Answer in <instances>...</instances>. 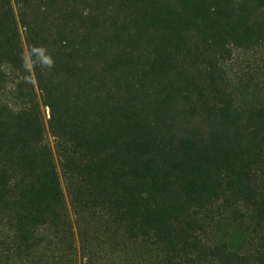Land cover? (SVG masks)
<instances>
[{
	"label": "trees",
	"instance_id": "1",
	"mask_svg": "<svg viewBox=\"0 0 264 264\" xmlns=\"http://www.w3.org/2000/svg\"><path fill=\"white\" fill-rule=\"evenodd\" d=\"M235 48L264 0H0V264H264Z\"/></svg>",
	"mask_w": 264,
	"mask_h": 264
},
{
	"label": "rangeland",
	"instance_id": "2",
	"mask_svg": "<svg viewBox=\"0 0 264 264\" xmlns=\"http://www.w3.org/2000/svg\"><path fill=\"white\" fill-rule=\"evenodd\" d=\"M261 64L257 55L243 48H235L232 58L226 62L231 81L243 97L246 96L244 93L264 94V68ZM44 110L46 116H49L48 108L44 107ZM49 141L51 143L53 141L51 136ZM221 232L226 235L225 238L231 239L236 236L234 228H223Z\"/></svg>",
	"mask_w": 264,
	"mask_h": 264
},
{
	"label": "clouds",
	"instance_id": "3",
	"mask_svg": "<svg viewBox=\"0 0 264 264\" xmlns=\"http://www.w3.org/2000/svg\"><path fill=\"white\" fill-rule=\"evenodd\" d=\"M42 66L51 67V66H53V63L51 61H49L46 65H42Z\"/></svg>",
	"mask_w": 264,
	"mask_h": 264
}]
</instances>
